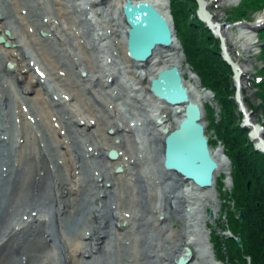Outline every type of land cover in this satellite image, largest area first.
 Returning a JSON list of instances; mask_svg holds the SVG:
<instances>
[{
	"label": "bare ground",
	"instance_id": "1",
	"mask_svg": "<svg viewBox=\"0 0 264 264\" xmlns=\"http://www.w3.org/2000/svg\"><path fill=\"white\" fill-rule=\"evenodd\" d=\"M125 1L0 0V34L10 44L0 43V264H178L180 255L186 264H230L214 257L211 246L206 221L207 206L213 213L218 207L214 188L186 185L159 166L160 130L174 128L182 112L158 100L147 83L176 63L191 100L204 105L210 93L189 67L183 69L177 40L171 47H155L147 61L127 57ZM149 1L171 16L169 0ZM210 2L205 0L209 20L218 23L212 28L232 58L226 33L232 25L219 22ZM253 24L235 25L239 39L245 38L241 52L252 45ZM240 81L248 128L259 124L254 140L264 139V126L255 123L244 100L241 76ZM112 147L118 154L110 160ZM212 150L218 161L214 177L222 167L229 169L230 158L222 148ZM138 155L146 162L140 180L129 165ZM100 166L109 174L102 181L110 182L109 191L98 185ZM162 175L176 183L175 195L164 191ZM101 191L116 197L111 219L103 216ZM147 195L148 209L142 208ZM168 198L174 211L167 209ZM82 204L87 211L81 219L74 211Z\"/></svg>",
	"mask_w": 264,
	"mask_h": 264
},
{
	"label": "trees",
	"instance_id": "2",
	"mask_svg": "<svg viewBox=\"0 0 264 264\" xmlns=\"http://www.w3.org/2000/svg\"><path fill=\"white\" fill-rule=\"evenodd\" d=\"M169 5L185 59L197 72L201 84L214 92V100L219 106L215 114L211 104H205L207 128L213 129L216 136L209 135V144L214 146L220 140L230 158L232 186L227 194L233 206L223 202L225 222L220 220L216 224L221 230L227 227L232 235L211 232L215 256L223 261L227 258L234 264H264V152L253 145L247 134L249 128L240 124L242 113L234 98L233 69L222 58L220 39L196 15L195 0H169ZM263 6L264 0H239L228 11V18L248 17L249 12L259 11ZM258 34L259 41H263L259 51L263 64L258 66L259 73L255 74L250 84L258 87L257 94L264 112V25ZM215 180L217 190L223 193V180L221 177ZM248 180L250 183L247 186ZM239 211L244 212L242 221L238 220ZM236 235L241 237V244H238Z\"/></svg>",
	"mask_w": 264,
	"mask_h": 264
},
{
	"label": "water",
	"instance_id": "3",
	"mask_svg": "<svg viewBox=\"0 0 264 264\" xmlns=\"http://www.w3.org/2000/svg\"><path fill=\"white\" fill-rule=\"evenodd\" d=\"M196 3L198 4L197 15L211 28L214 36L219 37L222 47L221 55L231 64L234 70L235 99L238 102L240 112H243L240 124L249 127L244 115L245 105L239 90L242 68H240L237 61L230 57L229 51L225 47L224 38L219 35L217 29L212 28L213 25L218 23L209 20L211 14L205 8L207 4L205 0H196ZM122 7V16L127 25L124 50L131 60L136 62L147 61L155 47H171L176 41V38H174L175 27L173 26L172 17L167 14L168 11L163 14L149 0H137L135 3L132 0H126ZM238 22L248 23L246 20ZM255 23L253 26L254 30L257 31L262 24ZM8 32L9 29H5L4 33ZM0 42L4 46L9 45L3 34H0ZM148 84V91L157 99L173 107V111H175L176 106V112H182V117L177 120L174 128L165 126L160 130L161 146L156 149L159 166L166 173L175 172L177 176L179 175L185 181V184L190 181L191 185L193 183L199 190L212 187L213 175L217 170L218 161L213 156L209 146V138L206 136L205 114L202 103L190 99L188 90L182 81L181 71H179L176 63L162 67L161 70L149 78ZM158 121H160V118H158ZM259 128H261L259 124L253 125L252 129L248 130V134L250 139L254 141L255 147L264 152V139L254 140L258 135ZM108 152L110 158L117 155L114 148H110ZM152 153L154 154V151ZM151 175H153V172H151ZM165 176L162 175L167 179V184L163 189L173 196L176 194V183L170 180V177ZM190 183L189 186H191ZM209 214L213 216L212 209L209 210ZM242 215L241 212L239 219L242 218ZM237 240L238 243H241L239 236H237ZM177 262L178 264H186L187 260L183 259V255H180Z\"/></svg>",
	"mask_w": 264,
	"mask_h": 264
},
{
	"label": "rangeland",
	"instance_id": "4",
	"mask_svg": "<svg viewBox=\"0 0 264 264\" xmlns=\"http://www.w3.org/2000/svg\"><path fill=\"white\" fill-rule=\"evenodd\" d=\"M211 2V4H210V7H209V9H210V12L212 13V14H216V16H217V18H218V20H219V22H221V23H226V21H229L230 23H232V22H234V19L233 20H230L229 18H228V11L234 6V5H237V1L238 0H234V1H229L228 2V0H210ZM218 2H221L222 4H220L219 6H217V3ZM196 9V8H195ZM22 12H24L25 11V9H22L21 10ZM196 11V10H195ZM262 11H264V10H259V11H254V12H249L250 14L248 15V17H245V18H243V19H245V20H249L250 22H257V20L259 19V17L262 15ZM190 15H191V17H193V13H190ZM261 28V27H260ZM238 29V26H235V25H232V28L231 27H228L227 28V31H226V33H228V36H229V38H228V40H227V44H228V47H229V50H230V52H231V55H232V58H234V60L235 61H237V63H238V65L243 69V71L245 72L244 74H242L241 75V79H242V81H243V84H244V86H243V90H245L244 91V99H245V101H246V103H247V106H248V108H249V110H251L253 113V117H254V119L256 120V122H259V123H261L263 126H264V112H262V109H261V103H262V101H261V98H260V96L257 94V91H258V87H256L254 84H250V81H251V79L253 78L252 76H255V74H258L259 72H258V70H259V67L258 66H261L262 64H263V62H262V60L259 58L260 56H259V51H260V47H261V44L263 43V41L262 40H260V45H259V43H257L256 41H255V39L256 38H258L257 40H259L260 39V36H259V34H258V32H259V30L260 29H258L257 31H255L254 30V34H255V38H254V40H251V44L252 45H250V47H249V49H247V48H245V49H247V50H243L242 52L240 51V48H241V46H240V44H241V42H244L245 41V38H244V40H242V39H239V36H240V34H239V31L237 30ZM42 30L40 29L39 30V33L41 32ZM43 33H41V34H46L44 31H42ZM238 41V42H237ZM257 43V44H256ZM2 44V43H1ZM255 44V45H254ZM3 45V44H2ZM10 45V44H9ZM9 45L8 46H4L5 48L6 47H9ZM119 49H121V48H118V52H120L121 54L123 53L122 52V50H119ZM182 60H183V69L185 68V63H186V65H188V63H187V61L184 59V58H182ZM185 75H188V71H186L185 70V73H184V76ZM233 75H234V73L232 74V79H233ZM258 79H261L260 78V76H258ZM250 80V81H249ZM147 82V81H146ZM36 85H37V83H35ZM199 85H200V83H199ZM200 87H201V85H200ZM32 94V93H31ZM203 103H210L212 106H213V109H214V113L215 114H217L218 113V110H219V106H218V104H216L215 103V100L213 99V93H211V95H210V97L207 99V100H205ZM243 117V116H242ZM242 119V118H241ZM205 120H206V122H207V119H206V117H205ZM206 125H207V123H206ZM80 126H82V125H80ZM208 126V125H207ZM135 130H133V132H134ZM207 136H209V135H211V136H213L214 138H216V136H215V133L213 132V129H209L208 130V128H207ZM107 133L110 135V134H112V133H114V129H112L111 127L109 128V129H107ZM128 133H132L131 131H129ZM63 134V133H62ZM125 140V139H124ZM126 142H127V140H126ZM253 142V141H252ZM218 144H220V140H218L217 141V144H215V146H212L213 148H214V150H218V149H220V147L219 146H221V145H219L218 146ZM64 145H66V144H64ZM253 145H254V143H253ZM91 145H88V147H90ZM122 146H123V144H122ZM63 147V146H62ZM127 147H129L130 149H133V143H130L129 145H128V143H127ZM63 149H65V148H63ZM124 150V149H123ZM127 155L128 154H126V157H127ZM117 158V157H116ZM116 158H114V159H116ZM142 157L140 156V155H138L137 157H133V159L130 161V163H129V165L131 166V167H133V173H134V175H135V178L136 179H138V180H140V179H143L144 178V172L142 171V167H143V165H145L146 164V162L144 161V162H142V161H140V159H141ZM109 159V158H108ZM112 159V158H111ZM110 159V160H111ZM145 163V164H144ZM229 166H230V164H228ZM139 166V167H138ZM141 166V167H140ZM99 167H96L95 168V171H97L96 172V174H98L99 175V183L100 184H98L99 185V187L102 189V190H106V191H109V189L111 188V185H110V182H108V181H104V183L102 182L104 179H106V177H108L109 176V174L105 171V169H104V167H102V166H100V169H101V171H100V169H98ZM146 168H147V166H144V171H146ZM229 168V167H228ZM224 167H222V170L220 171L221 173H220V175H218V173L215 175L216 177H221V180H223V188L224 189H226V191H228V192H230L231 190V186L232 185H230V181L232 182V179H230L229 178V175L227 174V170L226 169H224ZM230 169V168H229ZM98 170H99V173H98ZM120 167H116V170L115 171H117V172H120ZM102 172V173H101ZM143 172V173H142ZM23 173H24V171H23ZM229 173V172H228ZM100 174L102 175V176H100ZM104 175V176H103ZM142 181V180H141ZM226 181H227V184H226ZM249 183H250V180H248L247 181V186L249 185ZM25 184H27V182L26 183H23V187H22V189L25 191V189H24V187H25ZM109 184V185H108ZM226 184V185H225ZM110 186V187H109ZM146 186V185H145ZM214 186H215V184H214ZM147 189H148V186H146V188H145V193H148V191H147ZM214 191H216V189H214ZM152 193V192H151ZM100 196H101V199H100V202H102L103 203V207H105L104 208V212H103V216H104V218H107V219H111V217H112V215H113V204H114V199L116 198L115 196H111L109 193H107V192H100ZM216 196H217V200L215 201V204L218 206L217 207V209H215V211H214V215L213 216H210V218L209 219H207V225H208V229H209V234L211 233V231L212 232H214L215 231V233L216 234H222V230L220 229V227H219V225H217L216 223L218 222V221H220L219 219H218V217H219V213H218V209H219V207H220V197H219V193L216 191ZM49 197H51V196H49ZM48 197V198H49ZM110 197H111V199H110ZM147 197V200L146 201H144L143 202V205H144V207H142V208H147V206H149L150 205V203H151V198H150V196L149 195H147L146 196ZM151 197H153V195H151ZM154 198V197H153ZM142 199H144V198H142ZM51 199H49V201H50ZM114 200V201H113ZM42 201H40V203H41ZM166 204H168V206H167V209H168V211L169 210H173L174 211V204L171 202V200H169V198L166 200V201H164ZM225 202H227V203H229L230 205H231V207L233 206V203L232 202H230V198L229 197H226L225 198ZM86 204H87V202H86ZM86 204L85 205H81L80 206V210L78 211V212H75L74 211V213H75V215L77 216V218H79L80 217V215H81V219L85 216V214L84 213H86V211H87V208H86ZM112 204V205H111ZM110 205V206H109ZM209 207L210 206H207V210L209 209ZM211 208V207H210ZM13 210H11L12 212H14V206H13V208H12ZM86 209V210H85ZM148 209V208H147ZM85 211V212H84ZM35 212V211H34ZM243 213V215H242V218L241 219H239V215H240V213ZM21 215H22V212L20 213ZM27 214V213H26ZM243 217H244V212L243 211H239V214H238V220L239 221H242V219H243ZM172 218L174 219L175 218V216L173 215L172 216ZM221 222V221H220ZM225 222V221H224ZM223 222V223H224ZM173 226H176V227H179L180 226V223H177L176 222V220H173ZM225 231H227V230H225ZM227 233V232H226ZM112 235V233L111 232H109L108 233V235L106 234L105 236H106V238L108 239V237L109 236H111ZM237 236H239V235H236V239H237ZM240 237V236H239ZM105 238V239H106ZM141 238H144V236H141ZM240 240H241V237H240ZM238 241V240H237ZM98 242H100L101 243V241H98ZM242 242V241H241ZM141 243L142 244H145L146 242H144V241H141ZM238 244H241V243H238ZM108 245H109V243H108ZM31 246H32V244H31ZM110 246V245H109ZM211 246H212V244H211ZM213 252H214V257H215V250H214V247H213ZM248 258H249V256H248ZM223 261V260H222ZM223 262H228V263H231V264H234V263H232V262H230V261H227V258L223 261Z\"/></svg>",
	"mask_w": 264,
	"mask_h": 264
}]
</instances>
